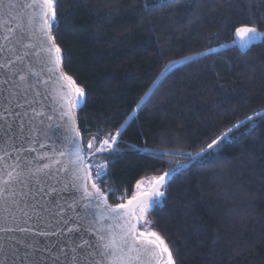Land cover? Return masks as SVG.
I'll use <instances>...</instances> for the list:
<instances>
[{"label":"trees","instance_id":"1","mask_svg":"<svg viewBox=\"0 0 264 264\" xmlns=\"http://www.w3.org/2000/svg\"><path fill=\"white\" fill-rule=\"evenodd\" d=\"M55 8L64 69L86 94L83 143L117 136L88 159L109 201L185 164L148 213L176 264H264V38L234 43L238 27L264 32V0H56ZM225 134L218 156L175 154L208 151Z\"/></svg>","mask_w":264,"mask_h":264},{"label":"snow or ice","instance_id":"2","mask_svg":"<svg viewBox=\"0 0 264 264\" xmlns=\"http://www.w3.org/2000/svg\"><path fill=\"white\" fill-rule=\"evenodd\" d=\"M55 4L56 0H30L28 6H40V30L44 37L53 42L46 51L51 53L54 50L55 62L59 63L62 50L54 43L55 37L48 35V29L57 20ZM0 5H5V0H0ZM5 7L10 8L11 4ZM5 28L9 34L0 42V233L3 234L0 235V249L12 238L9 233L34 232L38 227L41 236H61L64 239L56 241L51 247L38 250L29 264H176L172 251L158 233L139 231L129 218L133 214L122 211L128 209L132 201L128 204H109L94 181L90 190L88 169L91 165H85L76 135L66 136L64 141H53L47 145L51 155L43 153L33 161L23 154L36 152V148H25L16 141L22 138L26 143H31L27 129L36 116L44 115L37 111V106H33L36 102L33 100L29 103L27 97L39 85L48 81L37 77L36 69L30 63H24L25 58L20 55L18 47L24 41V36L20 35L13 41L12 35L16 30L9 24H5ZM235 31L239 35L248 36L250 41L264 35L258 32L256 26L245 25ZM24 47L32 49L28 54L34 56H39L45 50L31 43ZM194 59L193 56L183 58L184 62H192ZM179 62H169L158 79H166ZM34 77L35 85L32 82ZM83 92L82 88H75L78 98L83 96ZM35 94L40 95L38 91ZM64 102L70 103V100L65 99ZM25 107L28 110L21 111ZM29 111L33 115L26 121ZM48 118L52 119L51 116ZM226 139L227 135L219 143L213 140L207 146L208 151L202 149L196 153L175 154L187 156L189 161L205 155L218 156L220 143ZM36 142L39 143V140ZM40 147L45 148L46 145L40 143ZM88 147L91 148V144ZM65 157L68 158L67 167L64 166ZM185 166L177 162L172 173ZM61 173H71L67 184L58 178ZM168 175L170 173H164L159 181L163 182ZM96 176L105 178L106 171L98 170ZM62 188L75 189L74 195H78V199H71L69 203L63 196ZM151 195L159 197L164 193L154 191ZM140 211L142 214L146 212L147 206ZM136 220L139 221V217ZM21 221L31 223L34 227H19ZM9 222L17 224V228L8 227ZM45 228L50 230L45 231ZM92 233H95L93 239H87L86 236Z\"/></svg>","mask_w":264,"mask_h":264},{"label":"water","instance_id":"3","mask_svg":"<svg viewBox=\"0 0 264 264\" xmlns=\"http://www.w3.org/2000/svg\"><path fill=\"white\" fill-rule=\"evenodd\" d=\"M29 2L30 0H5V5L11 4V7L8 8L5 7V5H0V42H3V37L9 34L7 28H5V24L11 25V27L16 30L15 34L12 35L13 41L17 40L20 35L24 36V41L18 44L20 55L25 58L24 63L26 65L30 63L36 69L37 77L48 81L46 84L39 85V87L34 89V92H30L27 97L29 103H32L33 100L36 102L33 106H37L38 112L44 113L43 116H36L35 120L27 129L31 143H26L22 138L18 139L16 143L18 145H23L25 148H36V152L29 151L23 153L28 160L34 161V158L40 154L47 153L48 155H51L47 145L53 141L58 143L64 141L66 136L71 137L76 135L80 141L81 155L87 166L89 163L87 162L85 155L83 138L78 124V112L85 104L86 94L83 92L82 97H77L75 88L81 87L65 71L63 66V55L61 61L56 63L55 51L53 50L51 53L46 51L47 47L53 42L48 40L47 37H44L40 30L42 27L40 6L29 7ZM54 24L55 23H53L52 27L48 29V35L51 37H54ZM28 43L35 44L37 48H43L45 50L42 51L39 56L29 55L28 53L29 51H32V49H25L24 47V45ZM54 43L58 45L56 40H54ZM67 77H71V79H67ZM35 79L36 78L34 77L32 81L34 85ZM37 91L40 95L35 94ZM65 99H69L70 103H65ZM27 110V107L21 109V111ZM32 115L33 114L29 111L25 120L27 121ZM49 116H51L52 119H49ZM37 140H39V143L36 142ZM40 143H43L46 147L41 148ZM63 159L64 166L67 167L68 158L65 157ZM185 168L186 166L183 169ZM181 170L172 173V169H170L166 171L170 173V175L166 176L163 182L159 181V177L164 176V174L155 178L153 183L148 184V186L139 185L137 187L136 193L129 200L132 201L131 205H129L128 209L122 211L133 214L129 218L139 231L156 232L143 231L141 229L142 218H144L156 202L164 196L156 197L151 194L154 191L164 193L165 187L178 173L181 172ZM88 172V183L91 190V184L93 181L91 179L90 168L88 169ZM58 178L62 179L63 182L67 184L68 180L71 178V173H61ZM77 186H79L78 181ZM61 191L64 198L68 200L69 203L71 202V199H78V195H74L76 191L75 189L69 188L68 190H65L62 188ZM134 197L135 199H133ZM128 202L124 204H128ZM145 206H147V211L142 214L140 209ZM136 217H139V221L136 220ZM7 226L14 229L17 228V224L11 222H9ZM19 227L27 228L34 227V225L31 223L25 224L21 221ZM39 230L40 229L37 227V230L34 232L14 231L9 233V236L12 238L4 244L3 249H0V261H3V264H29L30 260L36 257L38 250L43 249L44 247H51L56 241L64 239L61 236H41L38 234ZM44 230L49 231L50 229L45 228ZM0 235L3 234L0 233ZM94 236L95 233H92L91 235L86 236V238L91 240ZM159 236L162 237L160 234ZM29 245H31V247H29ZM29 253L31 255H28Z\"/></svg>","mask_w":264,"mask_h":264},{"label":"rangeland","instance_id":"4","mask_svg":"<svg viewBox=\"0 0 264 264\" xmlns=\"http://www.w3.org/2000/svg\"><path fill=\"white\" fill-rule=\"evenodd\" d=\"M258 32H260V33H262V34H264V32H261V31H259L258 30ZM264 38V35H261V36H258L255 40H253V41H250L249 40V37L248 36H242V35H239V34H235V41H234V43L235 44H237L238 46H240L242 49H246L247 47H249L252 43H254V42H257V41H260L261 39H263ZM178 61H180L179 63H177L176 65H179V64H181V63H183L184 62V60L183 59H181V60H178ZM226 135V134H225ZM224 135V136H225ZM223 136V137H224ZM110 138H113V139H115V140H117V136L115 135V136H113V137H110ZM222 138V137H221ZM221 138L219 139V140H221ZM107 139H109V138H106V139H104L102 142H101V145H96V141H95V139H91L89 142L91 143V148H89L88 146H86L85 144H84V150H85V155L86 156H89V157H87V162H88V159L90 158H93V156H94V152L95 151H98L99 149H103V150H109V149H107L106 147H105V145H104V141L105 140H107ZM227 139H229V137L227 136ZM226 139V140H227ZM88 142V143H89ZM220 142V141H219ZM89 163V162H88ZM89 165H91L90 163H89ZM90 171H91V168H90ZM158 176H153V177H149V178H147V179H145L142 183H141V185L142 186H148V184H152L153 183V181H154V179L155 178H157ZM91 179H92V181H94L95 182V180H96V178L95 177H93L92 176V172H91ZM135 193H136V191H135ZM134 193V194H135ZM106 197H107V201H108V203L109 204H112V205H115V204H119V203H122V202H124L125 200H127V202H128V200H130V196L129 197H126L125 195L124 196H120V197H115L114 198V200H116L115 202H110L109 201V199H108V192L107 193H103ZM162 200V198H160L157 202L159 203L160 201ZM156 202V203H157ZM149 213V212H148ZM148 213L146 214V216L144 217V218H142V220H141V229L143 230V231H153V230H150L149 229V223H148Z\"/></svg>","mask_w":264,"mask_h":264},{"label":"built area","instance_id":"5","mask_svg":"<svg viewBox=\"0 0 264 264\" xmlns=\"http://www.w3.org/2000/svg\"><path fill=\"white\" fill-rule=\"evenodd\" d=\"M116 142V140L115 139H113V138H109V139H107V140H105L104 141V145H105V147L107 148V149H109V148H112L113 146H114V143ZM87 157H89V156H86V158ZM116 192V191H115ZM126 196V197H129V195L128 194H123V195H119V194H116V196L117 197H120V196ZM116 201V200H115ZM129 201V200H128ZM125 202H127V200H125L124 202H122V203H119V204H123V203H125Z\"/></svg>","mask_w":264,"mask_h":264},{"label":"bare ground","instance_id":"6","mask_svg":"<svg viewBox=\"0 0 264 264\" xmlns=\"http://www.w3.org/2000/svg\"><path fill=\"white\" fill-rule=\"evenodd\" d=\"M131 198H132V197H131ZM131 198H130V199H131ZM125 203H126V202H125ZM123 204H124V203H123Z\"/></svg>","mask_w":264,"mask_h":264}]
</instances>
